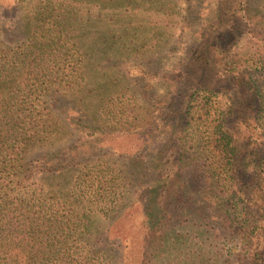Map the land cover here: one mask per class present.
<instances>
[{"label":"trees","instance_id":"1","mask_svg":"<svg viewBox=\"0 0 264 264\" xmlns=\"http://www.w3.org/2000/svg\"><path fill=\"white\" fill-rule=\"evenodd\" d=\"M161 2L0 0V264H264V0L212 1L181 65L219 82L189 80L179 63L143 126L99 127L101 99L91 109L80 93L88 28L100 23L111 48L147 9L152 37ZM242 40L252 52L238 55ZM69 91L74 104L57 111ZM130 135L154 152L147 182L126 152L125 171L99 155L103 137ZM116 223L118 255L92 242L110 244Z\"/></svg>","mask_w":264,"mask_h":264},{"label":"rangeland","instance_id":"2","mask_svg":"<svg viewBox=\"0 0 264 264\" xmlns=\"http://www.w3.org/2000/svg\"><path fill=\"white\" fill-rule=\"evenodd\" d=\"M212 1L165 0V3L161 2L159 4L162 9L160 15H154V21L157 23L153 28L152 37L149 34L152 23L149 26L146 18L148 10H139L133 17V28L127 34L121 35L118 32L113 34L111 48H107L105 42L101 40L100 34L104 27L100 23L88 28L89 30L80 39L81 50L85 52L81 57L80 93L90 103L87 107L91 109H93L91 104L95 103L96 98L101 99L106 114L102 116L104 120L97 124L99 127L121 129L119 123H125L126 125L123 127L131 130L143 126L148 120L149 114L154 110V105L158 106L155 103L167 94L168 85L166 81H163V77L172 69L179 68V63L183 73L185 71V75H189V80L212 85L219 82L215 73L196 63L190 62L186 66V70L185 64L181 65L185 61V53L191 46L199 24L208 19L207 13L210 11ZM258 2L260 3V0H247V5L249 7L257 6ZM165 4L174 7L167 16L163 15ZM13 36L3 33L4 39H12ZM110 49L117 53L103 55ZM246 51L252 52L250 43L244 40L239 41L236 49L238 55H243ZM190 58L195 61L192 54ZM74 98L73 91H69L66 99H58L57 111L72 106ZM150 105L152 106L150 107ZM125 116L126 121L123 118ZM119 119H122V122H118ZM116 134L119 133L113 131L111 136ZM156 135L161 134L157 133ZM111 136L100 139V144L104 145L99 155L106 156L111 153L107 157L109 163L118 165L125 171L126 162L122 158L118 161L115 156L121 151L126 152L129 159L127 160L129 170H127L137 171L138 168L135 166L141 164V173L146 176L143 181L147 182L148 174H152L154 166L152 160L154 152L145 146L138 151L142 142L141 135ZM95 225L102 234L106 227V221L98 220ZM118 225L117 223L110 227L107 225L108 235H110L108 239H111L110 244L102 239L103 235H98L92 239L94 245L102 247L107 244L114 255H118L115 244L123 242L117 238L123 230V227L119 229ZM224 244L232 246L231 251L234 253L238 245L236 236L234 234L227 236ZM232 256L231 263L238 264L237 256Z\"/></svg>","mask_w":264,"mask_h":264}]
</instances>
